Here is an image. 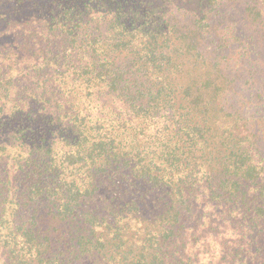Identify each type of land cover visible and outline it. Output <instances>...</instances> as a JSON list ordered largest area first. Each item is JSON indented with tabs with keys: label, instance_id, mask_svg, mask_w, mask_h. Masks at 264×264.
Here are the masks:
<instances>
[{
	"label": "trees",
	"instance_id": "obj_1",
	"mask_svg": "<svg viewBox=\"0 0 264 264\" xmlns=\"http://www.w3.org/2000/svg\"><path fill=\"white\" fill-rule=\"evenodd\" d=\"M0 264H264V0H0Z\"/></svg>",
	"mask_w": 264,
	"mask_h": 264
}]
</instances>
